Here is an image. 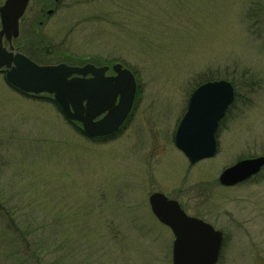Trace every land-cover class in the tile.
<instances>
[{"label":"rangeland","instance_id":"obj_1","mask_svg":"<svg viewBox=\"0 0 264 264\" xmlns=\"http://www.w3.org/2000/svg\"><path fill=\"white\" fill-rule=\"evenodd\" d=\"M43 5L31 2L14 45L53 63H121L138 77L137 98L119 134L93 141L0 73V264H172L175 237L152 213L154 192L223 232L218 264H264V170L219 182L264 155V0H60L52 15ZM221 79L236 99L218 151L191 165L177 127L193 91Z\"/></svg>","mask_w":264,"mask_h":264},{"label":"water","instance_id":"obj_2","mask_svg":"<svg viewBox=\"0 0 264 264\" xmlns=\"http://www.w3.org/2000/svg\"><path fill=\"white\" fill-rule=\"evenodd\" d=\"M30 1L6 0L0 7V69L6 68L7 82L24 93L53 95L67 118L82 123L90 137L114 134L134 106V73L121 63L113 65L115 75L111 76L106 75L109 66L40 65L22 53L15 54L12 45L11 51L7 50L6 45L20 34V20ZM234 100L235 87L225 79L205 82L192 93L175 134V144L190 164L217 153V130ZM263 168L264 155L243 159L226 168L219 182L235 186ZM149 203L156 218L175 236L172 264H217L223 243L221 231L188 215L178 201L164 193L151 194Z\"/></svg>","mask_w":264,"mask_h":264},{"label":"trees","instance_id":"obj_3","mask_svg":"<svg viewBox=\"0 0 264 264\" xmlns=\"http://www.w3.org/2000/svg\"><path fill=\"white\" fill-rule=\"evenodd\" d=\"M21 50L24 51V49H21ZM29 50H30L29 51L30 52V55L33 56L34 57L33 59L35 61H37V62H40V63H43L44 62L45 64L46 63H53L54 62V61L50 60V57L49 56H52L53 53H51L49 51H48L49 52L48 53L49 56H48V54L43 55L44 52H42V48H40V47L39 48L37 47L36 49L29 48ZM31 50L32 51L34 50V52H32ZM26 52H27V50H26ZM37 54L39 55L38 57H37ZM65 56H67V54ZM68 57H71V58L64 59V62L69 63V64H72V65H83V64H86L88 62H93V63L97 64V61H98V60L96 61L95 59L94 60L93 59L92 60H87V59H85L83 57H72V56H68ZM59 61L61 62V60H59ZM49 100L55 105V107L58 109V111L63 114L62 109L57 104V102L52 97H50Z\"/></svg>","mask_w":264,"mask_h":264},{"label":"flooded vegetation","instance_id":"obj_4","mask_svg":"<svg viewBox=\"0 0 264 264\" xmlns=\"http://www.w3.org/2000/svg\"><path fill=\"white\" fill-rule=\"evenodd\" d=\"M54 3H58V2H55L54 0H52ZM60 2V1H59ZM51 1L50 0H44V5H43V9H42V14L44 15V13H46L47 15H52L53 14V10L52 9H48V6H50ZM23 22V21H22ZM40 24L42 25L43 24V21L40 22ZM14 43V42H13ZM13 43H8L7 44V49L9 51H11V45L13 46V51L16 53L19 51L20 47L17 46V45H14ZM0 73H3L5 75V70H0ZM111 74V73H110ZM75 123H73L74 125ZM105 138H100V140H104ZM181 206L183 207V205L181 204ZM184 208V207H183ZM185 209V208H184ZM186 210V209H185ZM187 212V210H186ZM214 228L216 229V227L214 226ZM219 230V229H217ZM223 233V232H222ZM223 242H224V234H223Z\"/></svg>","mask_w":264,"mask_h":264}]
</instances>
